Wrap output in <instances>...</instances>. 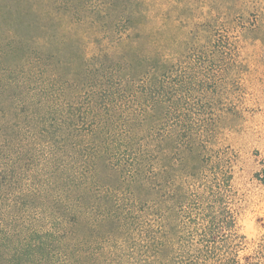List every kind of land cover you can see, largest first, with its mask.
<instances>
[{
	"label": "trees",
	"instance_id": "1",
	"mask_svg": "<svg viewBox=\"0 0 264 264\" xmlns=\"http://www.w3.org/2000/svg\"><path fill=\"white\" fill-rule=\"evenodd\" d=\"M147 11L145 0H0V264H165L168 135L150 134L166 121L165 85L151 76L173 41ZM117 76L146 83L128 110L110 101ZM38 141L42 169L23 183ZM150 204L159 229L140 246Z\"/></svg>",
	"mask_w": 264,
	"mask_h": 264
},
{
	"label": "rangeland",
	"instance_id": "2",
	"mask_svg": "<svg viewBox=\"0 0 264 264\" xmlns=\"http://www.w3.org/2000/svg\"><path fill=\"white\" fill-rule=\"evenodd\" d=\"M145 2L150 29L165 21L173 41L151 76L165 85L166 121L150 132L168 135L165 264H264V0ZM143 85L117 76L110 101L128 110ZM12 131L26 146V126ZM29 149L23 183L47 153L39 141ZM151 206L135 230L140 246L148 227L159 229Z\"/></svg>",
	"mask_w": 264,
	"mask_h": 264
}]
</instances>
